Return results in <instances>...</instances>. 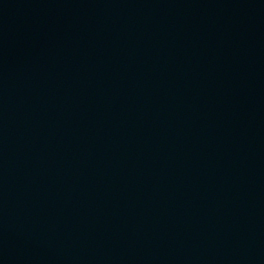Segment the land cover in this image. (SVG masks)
I'll return each instance as SVG.
<instances>
[{"label":"water","instance_id":"water-1","mask_svg":"<svg viewBox=\"0 0 264 264\" xmlns=\"http://www.w3.org/2000/svg\"><path fill=\"white\" fill-rule=\"evenodd\" d=\"M0 264H264V0H0Z\"/></svg>","mask_w":264,"mask_h":264}]
</instances>
